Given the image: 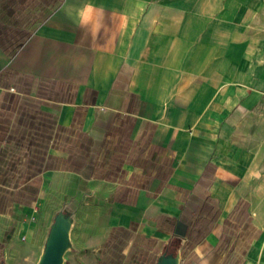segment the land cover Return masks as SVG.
<instances>
[{
  "label": "crops",
  "instance_id": "obj_1",
  "mask_svg": "<svg viewBox=\"0 0 264 264\" xmlns=\"http://www.w3.org/2000/svg\"><path fill=\"white\" fill-rule=\"evenodd\" d=\"M66 207L80 264H264V0H0V263Z\"/></svg>",
  "mask_w": 264,
  "mask_h": 264
},
{
  "label": "water",
  "instance_id": "obj_2",
  "mask_svg": "<svg viewBox=\"0 0 264 264\" xmlns=\"http://www.w3.org/2000/svg\"><path fill=\"white\" fill-rule=\"evenodd\" d=\"M75 223V211L66 207L56 212L50 226L42 254L37 264H65L69 251L76 247L71 238L72 228ZM0 264H7L2 261ZM157 264H182L178 253H163Z\"/></svg>",
  "mask_w": 264,
  "mask_h": 264
},
{
  "label": "rangeland",
  "instance_id": "obj_3",
  "mask_svg": "<svg viewBox=\"0 0 264 264\" xmlns=\"http://www.w3.org/2000/svg\"><path fill=\"white\" fill-rule=\"evenodd\" d=\"M73 252L74 251H69L68 253H67V255H66V263L65 264H80V260H79V258L78 257H75L74 255H73Z\"/></svg>",
  "mask_w": 264,
  "mask_h": 264
}]
</instances>
